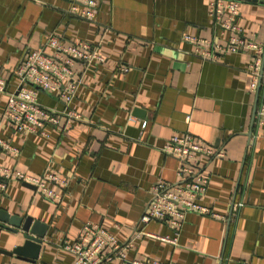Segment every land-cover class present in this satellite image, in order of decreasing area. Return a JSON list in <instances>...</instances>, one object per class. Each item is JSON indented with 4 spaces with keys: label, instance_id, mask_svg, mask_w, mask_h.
<instances>
[{
    "label": "crops",
    "instance_id": "crops-1",
    "mask_svg": "<svg viewBox=\"0 0 264 264\" xmlns=\"http://www.w3.org/2000/svg\"><path fill=\"white\" fill-rule=\"evenodd\" d=\"M209 2L98 0L88 21L68 12L69 0H0V139L17 149L0 148V166L34 176L50 171L68 181L63 189L50 184L61 193L58 200L17 180L0 189V210L46 226L36 259L0 252V264H70L62 246L85 222L102 225L120 242L133 239L128 260L264 264V127L252 120V53L202 60L193 54L195 43L184 40L225 42ZM237 24L246 38L264 43V0L239 1ZM50 33L65 45L97 47L104 59L73 65L77 90L70 107L80 120L45 123L46 135L16 131L3 115L16 67ZM38 98L49 109L64 107L44 91ZM183 132L222 150L202 159L208 183L197 201L209 212L187 213L178 227L160 220L139 225L154 183L177 181V161L161 148ZM22 242L20 233L1 229L0 250Z\"/></svg>",
    "mask_w": 264,
    "mask_h": 264
},
{
    "label": "built area",
    "instance_id": "built-area-1",
    "mask_svg": "<svg viewBox=\"0 0 264 264\" xmlns=\"http://www.w3.org/2000/svg\"><path fill=\"white\" fill-rule=\"evenodd\" d=\"M68 12L74 16L92 21L95 18L98 0H69ZM208 14L221 33L227 32L225 42L184 36V40L195 43L193 54L202 60L215 61L220 54L236 53L246 50L252 53V61L247 71L250 74V89L256 91L259 86L258 101L254 124L264 127V66L262 68L264 43L248 39L242 34L237 24L239 1L210 0ZM103 56L97 47L86 42L65 45L58 35L48 34L42 46L29 50L16 67L17 85L7 96L4 117L14 130L43 132L45 123L57 125L59 118L67 121L80 120L81 114L70 107L77 82L73 79V65L81 60L85 63L102 62ZM59 97L64 107L62 110L49 109L39 102L40 90ZM5 89V82L0 78V92ZM188 119V118H187ZM145 125V122L142 123ZM0 148L17 152L6 141L0 139ZM161 151L177 161V181L168 183L158 180L151 187V198L138 224L144 225L152 220H160L173 226H180L187 213L206 214L209 208L199 203L197 198L207 189L208 179L203 174L202 159L209 161L222 156L221 148L214 147L190 132L173 134ZM20 181L35 187L41 196L58 200L61 193L51 187L53 184L66 188L68 181L50 171H43L34 176L24 172L0 166V189H5L11 181ZM238 203H233V207ZM232 211V210H231ZM141 230V229H140ZM155 236V235H151ZM174 242L175 238L160 237ZM133 239L120 242L102 225L85 222L75 240L64 243L63 249L72 257L70 264H105L120 260L121 264H161L156 259L128 260L126 251L132 246Z\"/></svg>",
    "mask_w": 264,
    "mask_h": 264
},
{
    "label": "water",
    "instance_id": "water-1",
    "mask_svg": "<svg viewBox=\"0 0 264 264\" xmlns=\"http://www.w3.org/2000/svg\"><path fill=\"white\" fill-rule=\"evenodd\" d=\"M237 1L262 2L263 0H237ZM263 66H264V58H263L262 68ZM39 90L43 91L41 89ZM258 94H259V86L256 90L252 120L254 119V115L256 111ZM24 184L35 189V187L30 184H27V183H24ZM45 227L46 226L44 224H42L39 221L33 220L32 217L30 216H26L25 218H23V217H19L16 215H9L7 212L0 210V231L1 229H4L9 232H12L13 234L20 233L23 239L22 244L15 246L12 249V251L7 252L5 250H0V252L7 253V254L14 253V254L28 257L30 259H36L38 257V254L41 248V242H42L41 238L44 236Z\"/></svg>",
    "mask_w": 264,
    "mask_h": 264
}]
</instances>
